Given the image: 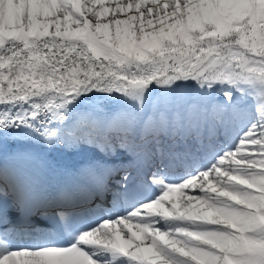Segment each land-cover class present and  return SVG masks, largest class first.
I'll use <instances>...</instances> for the list:
<instances>
[{
  "label": "snow or ice",
  "instance_id": "snow-or-ice-1",
  "mask_svg": "<svg viewBox=\"0 0 264 264\" xmlns=\"http://www.w3.org/2000/svg\"><path fill=\"white\" fill-rule=\"evenodd\" d=\"M8 134L92 155L51 194L0 155V264H264V0H0Z\"/></svg>",
  "mask_w": 264,
  "mask_h": 264
},
{
  "label": "bare ground",
  "instance_id": "bare-ground-1",
  "mask_svg": "<svg viewBox=\"0 0 264 264\" xmlns=\"http://www.w3.org/2000/svg\"><path fill=\"white\" fill-rule=\"evenodd\" d=\"M98 100H101L106 106H113V102L102 97H96ZM86 106L82 105V107ZM170 144H178L179 141H169ZM190 143H192L190 141ZM193 148L195 144H192ZM30 153L31 158L27 160H31L33 165L29 163L26 164V159H12L13 153ZM0 155H6L8 157L7 163L9 168L11 169L12 165H18V167L13 168L16 172V169L19 168L25 171L27 174L31 172H36L37 179L40 180L43 187L47 190L49 194L53 193L59 186L65 185L73 181V178L69 176L67 173L70 170L75 169L79 166V164L90 158L91 153L87 151L80 152H69L60 149L50 150L38 144H33L30 142L21 143L12 138V134L7 135V139H0ZM35 168V170H33ZM177 170L179 167L177 166ZM120 172L115 173L109 179V188L113 189L116 187L114 183L120 177ZM133 175H136L134 173ZM86 193H78L75 202L76 203H84L87 200ZM97 199V200H96ZM94 201L88 202L90 203L88 207H103L100 204H104L106 207L110 206L112 202V198H109L106 202L98 201L99 197H97ZM17 211L10 210L8 215L12 220V223L16 225L18 228H33V227H41L46 228L49 227L51 222L46 219H41L39 215H22L21 213L15 214ZM30 219V221H29ZM40 220L42 224L40 225Z\"/></svg>",
  "mask_w": 264,
  "mask_h": 264
},
{
  "label": "rangeland",
  "instance_id": "rangeland-1",
  "mask_svg": "<svg viewBox=\"0 0 264 264\" xmlns=\"http://www.w3.org/2000/svg\"><path fill=\"white\" fill-rule=\"evenodd\" d=\"M92 99H93V100H98L96 97H93ZM86 106H87V105H86ZM86 106H84V107H86Z\"/></svg>",
  "mask_w": 264,
  "mask_h": 264
}]
</instances>
